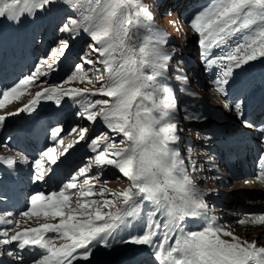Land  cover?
<instances>
[{
	"label": "snow or ice",
	"instance_id": "6c2138e0",
	"mask_svg": "<svg viewBox=\"0 0 264 264\" xmlns=\"http://www.w3.org/2000/svg\"><path fill=\"white\" fill-rule=\"evenodd\" d=\"M62 6L75 13L57 24L67 39H60L58 48L52 49L56 57L52 63L41 59L34 71L11 86H0V109H5L0 128L10 116L36 112L42 101L61 105L70 98L79 105V117L93 125L99 119L123 139L118 145L106 133L92 137L88 146L94 155L64 180L56 176L53 166L58 167L70 148L87 139L88 127H73L71 132L78 133L77 138L66 146L59 139L62 127H53L50 138L63 146L62 152L49 146L32 161L20 154L0 155V163L9 168L17 162L30 165L33 183L54 180L49 190L28 196L26 210L19 213L21 219L13 218L12 212L0 213V225L5 226L0 228V245L10 246L0 251V264H91L97 249L111 248L117 242L147 246L156 264H264V245L242 239L209 215L208 193L197 187L185 166L179 149L183 129L176 116L177 96L173 87L163 82L179 49L166 47L169 37L154 24L149 5L143 0H0V18L19 23L25 18L49 16ZM189 24L198 34L206 69H219L213 83L225 97L237 70L264 59V0H209L192 15ZM81 33L92 41L89 52L80 58L82 62L60 84L43 87L48 81L41 78L54 70L70 47L69 41ZM32 39L35 42L37 36ZM216 51L219 54H214ZM97 62L102 69L95 68ZM182 63H177L175 79L187 88L189 79L180 67ZM86 65H93L94 79L85 71ZM73 81L100 86H64ZM34 86L40 90L32 94L29 89ZM26 93L30 98L22 107L6 110ZM188 94L196 95L190 90ZM96 96L104 98L91 99ZM246 106L247 97L223 104L264 142V123L249 120ZM185 118L205 117L186 114ZM4 146L7 148V142ZM108 166L127 178L126 188L114 191L99 186L95 191L98 177L90 176V170ZM259 169L255 180L264 184V154L259 157ZM81 177L83 182L78 183ZM97 196L99 199L94 198ZM142 206H150L144 227L124 239L122 233L132 218L142 214ZM189 217H203L206 223L199 230H187L182 222ZM34 218L44 222L37 227H21L22 222ZM237 224L264 225V213L250 214L238 219ZM5 253L11 261L3 259Z\"/></svg>",
	"mask_w": 264,
	"mask_h": 264
},
{
	"label": "rangeland",
	"instance_id": "374dc122",
	"mask_svg": "<svg viewBox=\"0 0 264 264\" xmlns=\"http://www.w3.org/2000/svg\"><path fill=\"white\" fill-rule=\"evenodd\" d=\"M173 1L174 0H143V3L149 5L150 11L153 12V14H154V24L157 25L160 29H162L165 33H167V35L169 37V44L166 45V47H169V48L176 47V48L179 49V52H184V49L185 48L187 50L188 47H190V48H192V50H189L188 49L187 51H192V53H193L194 50L196 49V47L199 46V44H198V39H199L198 34L194 33L193 30H189V29H184L182 31L181 28L176 23H173L176 20V18H175L176 17V13H174L175 10H176V5L177 4H183V3H185L186 0H175V4H174ZM161 6H162V8H161ZM161 9H162V11H161ZM56 11L53 13V14L56 15V17L54 19V22H53V25L56 28H57V24L60 23V20L62 18H64L66 15H75L74 11L71 8H69L68 6H62L61 8H58ZM49 16H42V17L45 20V19H48ZM57 31H58V29H57ZM80 36H82V37L85 36L84 37V48L80 52H78V51L75 52L74 55H78L79 54L80 55V58H81V57H83L85 55L86 52H89L88 45L90 43H92V41H91L90 37L88 35L84 34V33H81L77 38H79ZM77 38L69 41L70 47L66 50L65 54L68 51L72 50V48H73V46H74L75 41H76ZM60 39H67V34L61 33V32L58 31V34H57V43L55 41L53 42L52 45L54 47L51 48V50L49 52V55L47 57H45V59H47L49 63H52L54 60H56V57L53 56L51 53H52V49L58 48ZM216 52H218V51H216ZM192 53H190V54H192ZM65 54L62 57H60L59 61H61L65 57ZM90 55L92 56V58H95V55L96 54L92 53ZM180 58H181L180 53H178V55L176 57H174L173 61L171 62V70H170V72L168 74V79L166 81H163V82L167 83L171 87L173 86V84H177V85L180 86L181 90L183 91V94L181 95V97L183 99L182 101L180 100V95L179 94H176L178 108L180 106V103H182L183 105H186V107H187L185 112H187L188 114L200 115V107L202 106V104L199 101H198L196 107H191L190 106V101L196 99L193 95H189L188 94L189 93V90L192 92V90H191L192 87L191 86H187V88H185V86H183L180 81H178V80L175 79V75L177 74L176 71H175V68L177 66V63L179 61H181ZM81 62L82 61L80 59L79 60V63H81ZM180 67H182V64L180 65ZM250 67L253 70H255V71L258 70L257 73H255V74H253V73H251V74L250 73H247L246 72L247 66H245L242 70H237L236 71L237 74L241 77L240 79H242V80L246 79L247 80L249 77H253L254 76V77H259V79L261 81V78L263 77V75H262V71L263 70L260 67V65H258V68H257V66H255V62H252L250 64ZM95 68L102 69V65H100L97 62V63H95ZM85 71H87L88 73H90L89 76L92 79H94L95 73H94V70H93V65H86L85 66ZM183 71L187 75V73H188L187 69L186 70H183ZM71 72H68L63 77V80L66 79V77L68 75H70ZM246 80H244V81H246ZM64 86L65 87H68V88L88 87V88H93L94 89V88H98L100 86V84L99 83L98 84L97 83H95V84H89V83H87V81H85L83 83H81L80 81H73V82H70L69 84L64 85ZM29 91L32 94H35V92H37L34 89H30ZM28 98H29V96L26 93L22 97V99L20 101L19 100L18 101H14L11 105H8L6 110L7 111H12L13 109L18 108L21 105V103L24 100L28 99ZM100 98H104V97H100L99 96L98 99H100ZM15 104H16V107H15ZM215 104H216L217 110H218V108L220 109L221 103H219L217 100H215ZM180 114L181 113H180V111L178 109V111L176 113V116L179 118V117H181ZM84 121L86 122L85 126H84ZM101 123H103V122H101ZM89 124H90V122H88L85 119H83V121H82L81 125H79V127H88L89 128ZM182 129H183V133L185 135L186 132H191L194 129V127L187 126L186 128L185 127H182ZM89 130H91V128H89ZM101 133H106L107 135H109V137H111L112 139H114L118 145H119L120 140L123 139V136L121 134L112 133V131L110 129H107V127L104 125V123H103V129H101L97 134H94L92 137H94L96 135H100ZM73 135H71V137H69V139H67V140L64 141V145L65 146L70 141L76 139L78 133H74ZM67 141H68V143H67ZM180 146L182 147L180 151H181L182 155H184L183 157L185 159V166H186L188 172L192 175V177L198 175L204 181H209L210 180V175H211L210 173H212L211 172V169L214 170V166L208 164L209 163L208 161L211 160L210 153L208 151L198 150V148H196V147H194L192 145H189V144H186L185 145L184 144V140L181 142V145ZM57 151L58 152L59 151L62 152L63 151V146H61V147L58 146L57 147ZM94 168H96V167H93L92 169H94ZM224 173H225V171H224ZM118 176L120 177V179L119 180H114L113 182H109L108 183L109 185H108L107 188L112 189L114 191H121V190H123L124 188H126L128 186L127 178L123 177L121 175V173H119V172H118ZM201 182H203V181H201ZM95 191L98 192L99 191V188L97 190H95ZM237 197H241V196L239 195ZM94 198L99 199L98 196L97 197H94ZM108 198L111 199L110 196H108ZM231 199H233V198H229L227 200H224V203H226V205H228L229 207H230L231 204H229L228 201L231 200ZM241 205L244 206V202L241 203V204H239V206H241ZM147 209L149 211L150 206L149 207L148 206H142V214L140 215L141 217L140 216H137L138 218L135 217L133 219H135V221L138 222L139 221L138 220L139 218L146 217L147 216V213H148ZM209 209L212 210V213H210L209 215L210 216H214L215 215V217H216V212H215L216 209L215 208H213V209L212 208H209ZM218 212L219 211H217V214H218ZM230 219H233V215L230 216ZM204 220L201 221L202 224L200 226H198V227H195V226L191 225V223H188V225H186V229L187 230H189V229L190 230H193V229L199 230V229H201L205 225L206 221H204ZM219 221H224V219H221V218L217 217L216 218V222H219ZM53 222H57V221L56 220H53ZM59 242L60 241H57V243H59ZM116 245H118L117 247H122L123 246L119 242H117V243L114 244V246H116Z\"/></svg>",
	"mask_w": 264,
	"mask_h": 264
},
{
	"label": "bare ground",
	"instance_id": "6f19581e",
	"mask_svg": "<svg viewBox=\"0 0 264 264\" xmlns=\"http://www.w3.org/2000/svg\"><path fill=\"white\" fill-rule=\"evenodd\" d=\"M257 62L260 63V64H264V59H261V60H259ZM244 80H246V79H244ZM207 96H208V94H207ZM25 101L23 103H25ZM23 103H22V105H23ZM15 107H16V104H15ZM4 112H5L4 109H0V114L1 115L4 114ZM68 138H69V136L66 139H68ZM67 143H68V141H67ZM54 147H56V146H54ZM262 154H264V151H263ZM225 173H226V171H225ZM111 177H116V174L111 175ZM109 178L110 177H103V179H109ZM248 181H251V180H248ZM258 184H259V182H258ZM258 184L257 183H254V184L253 183H247L246 184L245 182L236 181V182H233V184H231L230 186L225 187L227 184L223 183L222 186H220V187L214 186L216 188H215V191L213 193L219 200H222V199L227 200L229 198H233V199L228 201L229 204H231L230 207L232 205H234V204H237L239 206V204H241V200L250 199L251 197H253V196L255 197L256 196V200L255 201L249 202V200H246V202H244V206L243 207H245V204H249L255 209L256 208H260L261 210H264V203L260 200V198L262 196H264V189H263L264 188V184H259L263 188L259 187ZM210 188H213V187L210 186ZM237 194H240L241 197H242V198L239 199L240 201L239 200L236 201V199H235L237 197ZM233 201H235L236 203L235 202L233 203ZM147 211H148V209H147ZM40 220H42V218H40ZM36 222H37V219L34 218L32 220H29L27 223L28 224H34ZM27 223H23L22 222L21 225H24V224H27ZM222 224L225 225V223H222ZM226 228L231 230L234 234L240 236L242 239H247L249 241L255 240V241H257L258 244L264 245V225H255V226H253V225H238L235 220L231 219V221L226 224ZM193 230H195V229H193ZM224 238L225 239H230V237H224ZM147 250H149V248L147 246H138V245H134V244H124L122 247H120V248H118L116 250H111V251L106 252V253H104V251L100 250V248H99L94 253V256L91 258V264H111L112 261H114L116 259H120L121 257L125 258L127 256V258L124 261V264H126L127 262H131L133 260V258L136 256L137 252L146 253ZM102 257H106V258H102ZM140 258H145V256L142 255ZM74 264H85V262L78 261V262H74Z\"/></svg>",
	"mask_w": 264,
	"mask_h": 264
}]
</instances>
